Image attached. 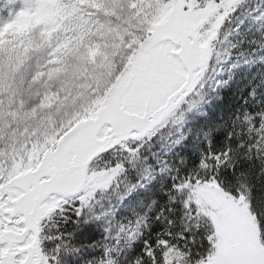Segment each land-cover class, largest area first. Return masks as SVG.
Instances as JSON below:
<instances>
[{
  "label": "rangeland",
  "instance_id": "1",
  "mask_svg": "<svg viewBox=\"0 0 264 264\" xmlns=\"http://www.w3.org/2000/svg\"><path fill=\"white\" fill-rule=\"evenodd\" d=\"M263 23L264 0H0V264H47L48 226L84 205L116 251L132 247L143 235L145 206L118 212L168 171L162 157L181 145L194 118L207 115L210 95L261 61L264 45L249 54L240 38L246 29L264 35ZM190 78L175 112L157 126ZM108 141L123 146L110 157L115 166L98 162ZM125 156L137 166L116 187L124 183ZM185 189L186 216L212 225L206 264H264L248 200L215 182ZM202 189L222 207L203 205ZM194 203L209 216H197ZM166 255L168 264H187L171 249Z\"/></svg>",
  "mask_w": 264,
  "mask_h": 264
},
{
  "label": "trees",
  "instance_id": "2",
  "mask_svg": "<svg viewBox=\"0 0 264 264\" xmlns=\"http://www.w3.org/2000/svg\"><path fill=\"white\" fill-rule=\"evenodd\" d=\"M203 4L207 5V2ZM193 8L196 12V7ZM262 30L264 32V23ZM240 39V45L243 46L241 50L249 54L260 51L264 45V35L259 31L246 29L244 37ZM194 63L197 65L191 66L203 65L206 61ZM190 82L191 78L188 85L170 100L163 112L166 116L157 126L175 112L176 104L190 88ZM210 98L211 105L206 110L207 115L194 118L181 145L162 157L161 161H165L168 171L163 175L157 173L154 181L146 185L144 190H139L118 212L117 218H120L130 214L136 206H145L142 209L146 219L143 235L132 247L116 251L114 239L99 223L94 228L96 240L92 241L96 246L97 257L89 262L86 256L89 249L81 247L79 243H71V233L78 230L80 222L71 218L67 221L55 220L48 226L53 232L45 233L42 242L47 264L50 260L57 264V257L58 264H69L72 260H78L81 264H139L136 257L129 259L135 245L144 240L151 242L157 237L166 249L164 264H168L166 254L170 249L182 260H186L187 264H206V260L214 252L209 232L212 225L204 218L200 227L190 220L186 216L188 198H184L189 196L185 187L198 181L215 182L228 196L237 199L243 197L250 202L259 240L264 248V55L261 61L236 70L231 80L217 93L210 95ZM4 103L5 99L1 104ZM185 104H182L181 111L178 110L172 119L183 111ZM108 143L111 147L107 149V146L99 152L106 160L98 162L101 165L108 163L115 166L119 161L110 157L112 154L121 155L123 146L117 141ZM140 158H145L142 151ZM124 160V183L115 185L116 187L129 182L128 173L137 166L135 164V167H131L126 156ZM77 167L80 168V165ZM136 182L144 183L143 177ZM194 206L197 216H209L198 203H194ZM83 208L84 222L94 221L91 220L92 214H89L88 206L84 205ZM70 220L75 227H70ZM153 226H158L159 231L152 232ZM189 233L193 236L190 237ZM55 234L63 235L66 239H52ZM57 240L60 243L56 247H50ZM73 248H80L79 253L74 252Z\"/></svg>",
  "mask_w": 264,
  "mask_h": 264
},
{
  "label": "snow or ice",
  "instance_id": "3",
  "mask_svg": "<svg viewBox=\"0 0 264 264\" xmlns=\"http://www.w3.org/2000/svg\"><path fill=\"white\" fill-rule=\"evenodd\" d=\"M216 3L219 4L220 0H216ZM66 45H60L56 51H60V48L65 47ZM47 99V97H46ZM215 163V162H213ZM132 198V197H129ZM126 202V201H124ZM84 210L81 209L79 213H74L71 220H76L80 222V227L75 232L71 233L73 239L71 243H79V245L83 248L89 249L86 252V256L91 262V260L97 257L95 252L96 246L92 244V241L96 240V234L94 232V228L97 224L101 223L100 219H96L91 223L84 222L83 220ZM71 220L69 221L70 227H75L71 224ZM3 230V225L0 224V231ZM152 232H158V226H153L151 229ZM85 238H87L85 240ZM61 240L66 239L63 235L60 237ZM60 243L59 240L55 241L50 245V247H56ZM159 246V247H158ZM73 251L79 253L80 248H73ZM164 249L162 247V242L159 237L157 239L149 242L144 240L142 243L136 244L134 251L131 252L129 259L131 260L133 257H136L139 261V264H164ZM0 255H6V253L0 252ZM102 255V254H101ZM57 257V264H58ZM11 264H25V260L23 258L19 260L11 261ZM49 264H54L53 261H49ZM69 264H81L78 260L69 261Z\"/></svg>",
  "mask_w": 264,
  "mask_h": 264
},
{
  "label": "water",
  "instance_id": "4",
  "mask_svg": "<svg viewBox=\"0 0 264 264\" xmlns=\"http://www.w3.org/2000/svg\"><path fill=\"white\" fill-rule=\"evenodd\" d=\"M202 198L205 203L213 210H218L221 207L220 202L216 198V196L209 190H202ZM212 264V263H209Z\"/></svg>",
  "mask_w": 264,
  "mask_h": 264
}]
</instances>
